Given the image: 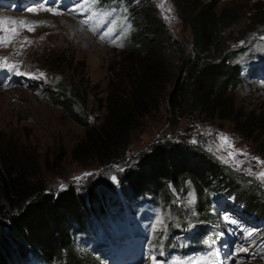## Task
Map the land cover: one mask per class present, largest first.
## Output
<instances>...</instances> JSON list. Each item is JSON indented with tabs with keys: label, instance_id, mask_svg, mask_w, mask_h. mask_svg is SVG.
Masks as SVG:
<instances>
[{
	"label": "trees",
	"instance_id": "1",
	"mask_svg": "<svg viewBox=\"0 0 264 264\" xmlns=\"http://www.w3.org/2000/svg\"><path fill=\"white\" fill-rule=\"evenodd\" d=\"M129 1L135 3V28L128 37L127 50L134 56L123 61L120 78L110 84L99 124L88 123L86 117L70 109L85 128V136L72 147L71 156L91 154L101 162L123 159L127 166L118 178L124 187L157 193L167 202L172 198L170 189L185 188L189 180L199 195V216L206 213V185L233 190L246 200L249 211L264 217V183L244 170L250 167L260 171L255 164L237 170L233 164L223 163L219 152L193 139L196 122L216 115L239 122L237 127H242L236 129L238 137L245 132L257 136L264 133V111L238 117L231 93L241 77L236 64L230 62L231 53L224 52L229 42L221 32L239 15L224 7L215 8L219 0H171L182 25L193 35L194 51L189 53L184 51L183 41L172 37L156 1ZM175 53H181V62H174ZM60 86L57 82V89L51 91L50 99L57 104H63L62 98H66L58 91ZM154 116H165L167 124L161 125L158 137L131 151L129 145L141 120L152 124L149 120ZM183 118L190 121L182 124ZM202 130L204 139L209 132L213 134L209 129ZM228 137L236 142L234 135ZM34 165L11 137L2 138L0 198L7 205L0 199V264L27 252L33 253L40 264H54L56 260L61 264H94L95 258L77 256L70 240L89 220L87 203L97 198L96 193L92 188L84 192L73 180L64 181L63 188L48 187L37 177ZM242 177L246 184L241 183ZM104 182L112 188L107 177ZM172 207L180 210L176 204ZM257 262L264 264V260Z\"/></svg>",
	"mask_w": 264,
	"mask_h": 264
},
{
	"label": "rangeland",
	"instance_id": "2",
	"mask_svg": "<svg viewBox=\"0 0 264 264\" xmlns=\"http://www.w3.org/2000/svg\"><path fill=\"white\" fill-rule=\"evenodd\" d=\"M154 1L162 12L165 25L172 37L183 41L184 51L192 53L193 35L189 28L182 25L172 1ZM104 2L65 0L63 2L65 11L61 10L60 15L48 12L39 14L38 16L43 17L46 23L38 24L34 31H29L28 27L20 29L16 35L17 45L2 50L8 59L19 63L25 70L38 71L44 75H40L42 81L39 83L0 85V141L3 137H11L13 144L28 153L35 164L37 177L45 181L48 187H58L64 181L73 180L84 192L88 193L92 188L96 193L97 198H94L91 204L87 203L91 214L88 216L89 220L85 221L83 239L78 242L79 236L74 235L70 240L72 250H75L77 256L95 258L94 264H126L125 261L131 260L132 257L116 254L112 257H120L122 260H110L109 257L105 258L103 255L99 257L94 252L89 253V248L93 244L101 253H110L112 250L109 243L115 242L110 235L115 233V230H120L129 233L125 238V249L129 250L134 243L132 251L140 254L139 264H143L145 237L143 231L148 234L149 239L155 236L157 242V233L160 234L167 228L163 222L161 223L160 211L155 221L157 224H152L151 210V213L135 223L133 229L127 230V226L141 215L143 209L140 208V198L135 191L112 179L113 174L118 175L127 166L124 160L118 158L111 162H101L96 155L85 154L74 158L70 154L72 147L85 136V128L73 118L70 109L86 117L88 123L99 124L110 84L117 81L116 77L120 78L119 70L123 61L134 56L132 51L127 50L129 41L127 36L130 30V22L126 17L127 10L124 9L123 12L119 10L124 6L123 0ZM221 7L229 12L235 11L233 15L235 13L239 15L221 33L226 35L229 42L225 54H230L231 50L237 47L232 51L234 57L230 62H242L244 66V82H238L231 92L238 107L236 114L244 118L252 111L254 114L264 111V74L262 68L258 66L264 59V39L262 35L260 36V30L264 32V0H219L215 8ZM48 14L51 16L46 17ZM84 20L88 22L83 23ZM132 27L135 28L134 25ZM173 60L175 63L181 62V53L173 54ZM41 82L48 83L40 84ZM56 82L63 85L58 87V91L66 95V98L61 97L64 100L63 104H57L50 99L51 90L47 85L54 84L57 89ZM208 119L196 122L192 128L193 139L202 141L216 151L217 142L220 143L218 134L223 133L230 137L232 134L236 138L235 142L231 137L235 148L249 154L247 157L239 156L238 159L245 161L243 164L245 167L255 164L257 170H261L262 166L251 157L264 159V150H261L264 147V133L257 136L255 132L252 134L245 132L238 137L236 129L240 130L242 127H237L239 122L217 115L210 118L211 120ZM185 121L190 120L183 118L182 124ZM149 122L152 124L142 123L134 131L129 145L131 151L135 152L158 137L161 125L167 124L164 123L165 116L150 117ZM202 129H209L214 135H207L204 139ZM219 154L227 155V152L221 151ZM86 173L90 175H85ZM106 177L112 188L104 182ZM240 181L246 184L245 178L242 177ZM190 193H194L196 200L195 187L189 191L185 190L183 195L175 193V196L178 204H184L193 212L195 210L193 204L187 203L191 198ZM0 199L6 206V200ZM233 210L236 211L234 208ZM135 231L140 234L134 233ZM241 233L247 239L249 251L246 252L247 248L246 251L242 247L236 248L233 264H257V261H263L264 239L260 240L264 237L263 230L254 233L257 234L254 240L243 231ZM238 241L239 244L244 243L241 235ZM116 249L121 252L123 246ZM173 263L182 264V260L178 259Z\"/></svg>",
	"mask_w": 264,
	"mask_h": 264
},
{
	"label": "snow or ice",
	"instance_id": "3",
	"mask_svg": "<svg viewBox=\"0 0 264 264\" xmlns=\"http://www.w3.org/2000/svg\"><path fill=\"white\" fill-rule=\"evenodd\" d=\"M163 6V5H161ZM78 7V6H77ZM49 11L52 12L55 15H60L61 13L59 11H57L55 8H51V7H46V8H42V9H36V8H28L27 11L29 12H37V11ZM75 10V9H74ZM168 11L170 12L171 9L169 8ZM95 15V13L93 14ZM0 21H7L8 23L11 24H18V25H22L24 27H28L29 31H34V27L30 26V22L25 21V20H15L13 18L10 17H3L0 18ZM87 20H84L83 23H87ZM36 23H46V22H31V25H34ZM6 33H11L12 37H14L15 35H18V29L17 28H4L3 29ZM11 37L9 36H4L3 38H0V43H4L7 44L10 42ZM25 41L27 42V38H25ZM23 47V45H22ZM3 66L5 68H15L16 65L15 64H9L7 62V58H3V64L0 65ZM41 76H43L44 74L41 73ZM209 135L211 134L210 132L208 133ZM219 135V140L220 143L219 145H217L216 147V152H221V151H226L227 155H220L218 158L225 164H233L237 170L240 169V167L245 163V161L238 159L239 156H245L247 157L249 154L241 149H236L231 138H229L226 134L220 133ZM196 141L193 140V143H195ZM211 150V149H209ZM252 160H255L259 165H261V170L260 171H253L252 168H247L244 169L248 175L255 177L257 180H259L261 183H264V159H261L259 157H251ZM85 175H90L88 173H86ZM113 180H115L116 178L113 177ZM190 183V182H189ZM61 187L63 188L64 186L61 185ZM175 191V190H174ZM190 199L187 201V203L189 205L194 204L195 203V195L194 193H190ZM162 223V221H161ZM248 235H252V233H248ZM246 251V249H244ZM153 264H156L155 259H153Z\"/></svg>",
	"mask_w": 264,
	"mask_h": 264
},
{
	"label": "clouds",
	"instance_id": "4",
	"mask_svg": "<svg viewBox=\"0 0 264 264\" xmlns=\"http://www.w3.org/2000/svg\"><path fill=\"white\" fill-rule=\"evenodd\" d=\"M130 15H131V18L133 19L132 13H131ZM51 91H52V90H51Z\"/></svg>",
	"mask_w": 264,
	"mask_h": 264
},
{
	"label": "bare ground",
	"instance_id": "5",
	"mask_svg": "<svg viewBox=\"0 0 264 264\" xmlns=\"http://www.w3.org/2000/svg\"><path fill=\"white\" fill-rule=\"evenodd\" d=\"M48 42V41H47Z\"/></svg>",
	"mask_w": 264,
	"mask_h": 264
}]
</instances>
